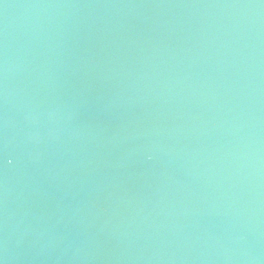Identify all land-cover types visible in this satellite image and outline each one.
<instances>
[{"label": "water", "instance_id": "95a60500", "mask_svg": "<svg viewBox=\"0 0 264 264\" xmlns=\"http://www.w3.org/2000/svg\"><path fill=\"white\" fill-rule=\"evenodd\" d=\"M0 264H264V0H0Z\"/></svg>", "mask_w": 264, "mask_h": 264}]
</instances>
